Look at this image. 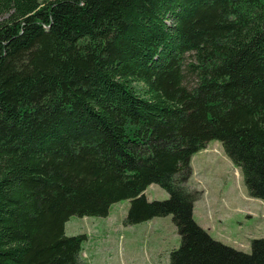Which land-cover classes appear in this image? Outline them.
<instances>
[{"label":"trees","instance_id":"trees-1","mask_svg":"<svg viewBox=\"0 0 264 264\" xmlns=\"http://www.w3.org/2000/svg\"><path fill=\"white\" fill-rule=\"evenodd\" d=\"M211 141L264 205V0H0V264H85L66 222L121 201L172 217L170 264H264L192 218Z\"/></svg>","mask_w":264,"mask_h":264},{"label":"rangeland","instance_id":"rangeland-1","mask_svg":"<svg viewBox=\"0 0 264 264\" xmlns=\"http://www.w3.org/2000/svg\"><path fill=\"white\" fill-rule=\"evenodd\" d=\"M44 2L47 0H39ZM184 84L191 87L194 78ZM192 175L184 188L197 196L193 220L215 241L250 253L251 241L264 239V205L249 198L239 170L225 156L219 142L211 141L191 158ZM147 201L168 199L152 184L144 191ZM128 201L111 205L107 217H71L66 236L86 235L81 258L85 264H170L169 254L180 246L172 217H156L125 226Z\"/></svg>","mask_w":264,"mask_h":264}]
</instances>
